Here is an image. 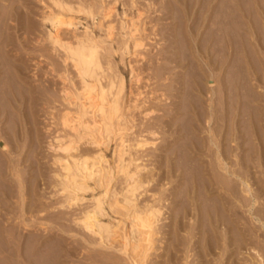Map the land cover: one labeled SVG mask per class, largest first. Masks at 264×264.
Listing matches in <instances>:
<instances>
[{
  "label": "rangeland",
  "instance_id": "rangeland-1",
  "mask_svg": "<svg viewBox=\"0 0 264 264\" xmlns=\"http://www.w3.org/2000/svg\"><path fill=\"white\" fill-rule=\"evenodd\" d=\"M46 1L47 2H45V0H14V1L13 0L12 1L11 0H0V12H1L0 22H2V18L6 19V20H3V25L5 24L4 28H3L2 23H0L1 24L0 31L2 30L1 27L3 29H5V27H6L5 30H2L0 32V39H1L0 40L1 41L0 42V55L1 56L3 55L2 54L3 51L7 52L8 49L9 50L11 49L10 51L7 52V54L10 55V57H12L9 59V61L11 63H14L12 61L13 59L16 61L18 59L19 60L21 59L24 62L23 63L24 68L22 69V73L24 74V76H27L28 78L27 77L26 78L30 82L33 81L32 82L33 85L37 86V85L42 84V86H44V85L48 86L51 89V92L53 93L52 95L55 98L57 97L56 99L54 98L55 99L54 105L52 104L53 107H55V105L57 104L55 107L56 111H54L53 115L47 114L51 110L48 108V106L44 103L43 100H40L43 102H38L37 108L43 107L42 110L47 109L48 111L46 110L47 112H45L43 110L41 112L40 111L41 109L38 108L40 112L39 113L37 112V114H39L38 116H37V114H35L36 118L35 117L32 118L29 115H26L25 117L21 118V120H19V122L22 121L23 123L18 124V120L16 121L18 126L16 125L15 127H14V125L12 126L11 122H8L11 120L0 119V128H1L0 133L2 134V136L0 135V146H2L5 142V139H8V138L9 139L6 141L11 143L10 141H12V138L10 137V135L15 134V138H17V143H19V144H17L15 142L17 147H18V149L16 148L17 152L15 151V153L18 155H16L11 149V152H13L12 157H15L16 160H18L17 158H19L20 160L23 159L24 161L23 160H21V161L25 162V163H22L21 161L20 162L18 161L19 162L18 163V169L21 170V172L19 170V172L21 174L20 175L21 176L20 177V179H21L20 183L25 182V183H21L22 184L21 187H23V188H21V191H20V188L18 187V185L16 184V182H12L14 193L12 196L7 197V196H5V193H7V189L5 188L4 185H1L2 183H0V188L2 187L0 189V264H8V263L9 264L10 263L11 264H20V263L24 264V260L26 262L27 260L30 259L29 257L33 256V257H39L41 259V257H40L41 255H43L42 260H40L38 258H36V259L40 260L42 264H47V263L56 264L57 261H55L56 259H54V258L59 256V255H56L58 253H60V256L62 255L61 260H63V263H60V264H113V263L114 264H116V263L128 264L127 261L123 259V257L125 258V256H121L122 253L118 252L117 248H116L117 246H118V249L121 247V244L123 242L122 241L123 238L121 237V234L123 235L122 231H123V229H125L127 227V224H128V223H126V222H128V220H126V222L124 220L125 215L123 213V210H121L120 208H116V207H115L116 210L115 209H109L110 206L107 205V202L105 203L106 205H104V209L106 212L105 214L107 216L105 215L102 218V221L105 223H113L115 225H116V222L120 221L121 225H122V226L120 225V228L118 227V229L115 228L116 230H114V232L112 229L113 235H112L111 239L109 240V242L113 243L112 245H114V246L116 245V247H115L116 250H114V248H112V249L106 248L105 249V247H101L99 245L96 246V244H95L96 239L93 236H91L90 234H88L87 232H85L80 226H78L79 223H78V220H76V217H80L79 214H81L80 211H82L80 209H83L84 206L87 207L91 204L90 199L92 198V195H90V193L85 195V200L86 199L87 200L83 201L82 203H79L78 207H77V205H74L73 206L74 208L71 207V208H65L64 209L63 207L61 208V206H60L61 203L63 202V197L61 195L59 196L58 192L56 191L57 189L54 186L55 183H54V181H53L54 179L52 177V170L54 168H53L52 162H51L54 154L52 153L53 151H51L49 149V144L52 141L53 135H55L54 132H56V130L58 131L61 129L60 128L61 127L60 126L61 125V119H60L61 111H60V109H62L63 107L61 106V104L59 102L60 101V97H59L60 95H58V94H60V90L62 88L61 86L63 85V83H62V80H60V78L58 76V74H59L58 72L60 71L59 69H63L64 66H63L62 60L60 58L61 53H59V52L57 53L56 50L54 51L53 46L50 43H48L49 41L47 40V34H48V31L51 29V26H49L48 23L42 22V14L44 12L48 11L47 7L50 5L49 0H46ZM71 1L74 2L75 0H71ZM81 1H82V3H85V5L91 6L93 11L95 13L97 12L96 16L93 20L92 18L87 17L85 15H80L77 18H78L79 22L81 21L80 22L81 24L78 25L76 29L75 28H73V29L64 28L62 31V34H64L63 38L66 40H69V41H73L74 40L73 36L78 35V34L79 35L82 34L85 30L84 28L88 27V30L89 31L91 30L92 34L96 37L97 41L99 42V46H100L99 50L101 49V51H99V54H100V59L102 60L101 62L103 63L102 65L104 67L103 68L104 69L103 83L106 84L105 81L109 82V80L110 81L113 80L115 82L116 80L119 79V77H124L123 78L124 83H125L124 93L126 94V95L123 94L124 98H126V99H124V101L126 102L127 105L130 106V108L132 106V108H131L132 110L130 109V111L128 112V115L131 112L129 118L133 122V125H134V128L131 131L127 132V136H126L128 139L127 143L130 147L129 152L130 153L134 152L132 154H134L135 156L137 155L136 157L140 158V159H138L137 164L140 165L141 168L145 166V169L142 171L140 178L142 179V181H143V179H145L144 181H147V182L143 181V183H146V184H144L145 186H143L144 188L142 187L140 190H138L137 195L139 197H138L137 201L139 202V206H143L145 204L152 205L156 208L161 209V212H162L160 219H159V222L157 224L160 234H158V236L155 237L156 238L155 246L157 248V251H153L154 253L149 257L151 260L148 259V262H152V260H153V262L157 261L156 263H158V262L160 263V261L164 260L163 262H161V264L168 263V260H170V257H171V255H170L171 252L169 249L173 248V247L172 248H170V247L173 246V241H174V243H175L174 247H176L177 250H179V251H177L179 254L177 253V256H176V252H175V254H173L174 256L172 258L174 259L175 256H176V258L180 256L181 258H179V259H181V261H183V263H181V261H180L179 264H184L185 259L183 260V258H184L183 255H185V253L183 254V252H185V250H186V246H185L186 242L185 241H189V239H190L189 235H187V232L192 228L193 229L196 228V225L192 224V222H194V221H192V219L193 218L195 219V217L191 216L190 217L191 219H187V218L182 219L183 216H181V213H180V210H181L180 206L182 205L181 198H180V196H182V195H180V193H182L181 191H183V189L181 187V183H180L181 180L179 178L180 177L179 176L180 175V165H178L179 163L181 164V158H180L181 156H180V152H179L180 150L177 148L180 147L179 143L181 144V141H183L180 138V136L182 134L181 128L183 125V123H181V121L186 120V122H188L187 123L188 127L193 126V123L195 124L197 122L196 117H194V115H195L194 111L199 110V109H197V103L199 104V101H201L205 106V104H208L210 102L209 100H210L211 94H210V91H208V90H210L211 88L213 89V91H211L213 94L212 99L215 100L214 105H215V103L216 104L218 103V105H220L221 107L223 105V107H224V103H223L224 100L223 99L225 97H223V93L220 89L221 84L222 83H225V84L229 83L228 85H230V83L236 82L238 80V78L241 77V75H240L241 73H239L240 71L238 72V70H240V68L242 67V65L244 63V61L241 59H244L245 57H246V59L248 58L247 59L248 63L250 60V62L252 63L251 66L257 70H258V68H260V66L264 67V64H263V62H264V60H263L264 59V57H263L264 56V48H263L264 47V34H262V33H264V31H263L264 30V17H263L264 16V6H262V4H258L259 1L261 3L262 0H258V1L253 0V2H251L252 0H250L249 3L248 2L245 3V0H236V1L235 0H225V1L224 0H212V2L213 1L214 2L213 3L210 2V3L216 8H214L211 5L212 12H209V14L210 13L211 14L208 16V18H210V20L206 16V15H208V13L206 12L207 8L205 9V7H207L205 5V3H207L208 0H203V1L202 0H116V1L115 0H104L105 3H109V4L111 3V5L113 4L112 6L114 7L113 16L111 18H109V20H111L115 26L113 40H112L113 42L105 39L104 25L103 24H105V21H108V20L104 21L101 17V13L100 12L98 13L99 8L101 6V0H81ZM114 1H115V3H114ZM197 1H199V2H197ZM222 1H223L224 5H221ZM247 1H249V0H247ZM254 1H256L255 7H254ZM198 3H200V4H198ZM228 3L230 5H228ZM252 3H253V6H252ZM262 3L264 5V0ZM92 4L94 6H92ZM97 5H98V7H97ZM201 5H202V7H201ZM204 5H205V7H204ZM234 5H235V8L237 6V8H236L237 10L234 7L232 8V6H234ZM2 6H4L3 10L5 9L6 11H8V12H6L4 10L6 15L4 14V12L1 9ZM95 6H96V8H95ZM220 6H223V7L221 8ZM256 6H258V8ZM7 8H9V9H7ZM18 8H20V9H18ZM218 8L220 10H218ZM224 8H226V10ZM229 8H230V10H229ZM250 8H252V9L254 8L253 9L255 12L254 14H252L253 12L251 13L252 9H250ZM215 9H216V11H215ZM248 10H249V12H248ZM256 10H258V11L260 10V11L256 12ZM261 10H263V11H261ZM10 11H12V12H10ZM219 11H221V12L225 11V12H223L222 14L220 12L219 14L221 16H219V14H218ZM233 11H234V13H233ZM140 12L142 14L139 16L140 19H138V21H137V26H138L137 29H139V30L136 31V32H138V33H136V35L137 34L140 35V36L137 35V38L139 37L138 38L139 40L142 37L141 43H143L142 44L143 48L142 47L138 48L137 52H135L133 55H132V53H130L131 56H130V54H121V52H120L121 50H118V48H119L118 46L122 43V40H123L122 36L123 35L125 36V32H124V30L122 31L120 29V22H121V20H126V19L128 20L131 17L138 18V15H136V14L137 13L140 14ZM213 12L216 13L215 15H218V16H215ZM226 12L229 13V16ZM261 12L263 15L261 14ZM224 13H226L227 15ZM257 13H259V15ZM223 14L225 17L223 16ZM245 14H247L246 18L244 16ZM236 15H238V16H236ZM256 15L259 16V18ZM260 15H262V16H260ZM6 16H8V17H6ZM222 16H223V18H221ZM226 16H228V17L226 18ZM25 17H28V18H25ZM217 17L221 18L222 23H218V21L220 22V20L217 21ZM225 18L227 21L225 20ZM97 19H99V20H97ZM199 19H200V22H199ZM213 19L216 23L213 21ZM245 22H247V23H245ZM100 23H102L101 26H100ZM199 23L201 26L199 25ZM214 23L216 25H214ZM241 23H245V25L241 24ZM233 24H235V25H233ZM254 24L256 25V27ZM217 25L221 29L219 27L217 28ZM249 25H250L251 29H250ZM213 26H215V27H213ZM195 27L197 28V30ZM214 28H216V29H214ZM243 28H245V29H243ZM209 30H210V32H209ZM248 30H250V33H248L249 32ZM3 31L5 32V34ZM246 31H248V32H246ZM1 33H3V34H1ZM1 35H2V37H1ZM12 35H14V36H12ZM243 36L245 37V39ZM3 37L5 38V40ZM205 38H207V39L210 38V39L207 40ZM249 38H251V39H249ZM10 39H13V40H10ZM236 39H237V41H236ZM2 40H4V41H2ZM6 40H8V43L9 42L10 43L8 44L6 42ZM244 40H246V41H244ZM233 41H235V43ZM3 42H5V43H3ZM205 42H207V43H205ZM11 43L13 45H11ZM4 44L6 45V47L8 49L5 48ZM244 44H246V46ZM259 44H260V46H259ZM245 48H247V49H245ZM131 49L133 50V46H131ZM256 49H257L259 54L257 53ZM111 50H113V51H111ZM251 50H253L254 52L253 51L251 52ZM138 51H139V53H138ZM230 51L232 52V54ZM16 52H17V54H16ZM250 52L254 56L256 55V56L260 57V59L255 58L256 56L254 57V59H252L253 57L251 54H249ZM136 53H138V54L135 55ZM139 54H141V55H139ZM14 55L16 56V58ZM126 55H128V56H126ZM122 56H124V57H122ZM221 57L223 58V60L221 59ZM3 58H4V56H2V59ZM224 60L226 61V63ZM258 60L263 61V62L259 63ZM3 61L8 62V60L6 58H4ZM229 61H230L231 65L229 64ZM213 62L215 63V65L213 64ZM220 62L224 66L221 65ZM52 63H54V65ZM130 64L133 65L135 68L134 67L131 68ZM255 64L257 66H255ZM211 65H213V66H211ZM220 65H221V67H220L221 69H219ZM5 66L7 68L9 65L7 64ZM56 66H58V67H56ZM230 66H232L233 68ZM56 68H58V69H56ZM8 69L11 70V67L9 66V68H7L6 70H8ZM130 69L132 70V72H133V70H135V72H133V74L137 72L135 77L138 76V78L134 79V76H132L133 74H131L132 72ZM227 69L229 72L226 71ZM53 70H54V73H53ZM66 70H67L66 77L69 76L70 78L68 77V79L70 81L77 83V78L75 77V73L72 70V68L69 66V67H67ZM204 70L205 71L207 70V71L205 72ZM231 70L234 71V73L236 71V74H233V77L231 74V72H232ZM68 71H70V73ZM220 71H222V72H220ZM227 72H228V74H227ZM118 73H120L122 76H118L117 75ZM229 73H230V75H229ZM224 74L229 76V77H227V76L224 77L225 76ZM116 75L118 77H115ZM30 77H32V78H30ZM230 77H231V80H230ZM234 77L236 78V81L233 80V79H235ZM209 78H210V80H208ZM211 78H213V79L215 78V79L213 80ZM255 78L256 77L252 78L251 82L256 81ZM30 79H32V80H30ZM37 80L40 82V84ZM45 80H46V82H45ZM225 81H227V82H225ZM115 83H117V82H115ZM199 83H201V84H199ZM254 83H256V82H254ZM47 84H49V85H47ZM209 85H211V86H209ZM71 87H72V85H71ZM217 89H218V91H217ZM215 90H216V92H214ZM54 92L56 93L55 95H54ZM206 92H209V93L206 94ZM227 95H226V97H227ZM221 96H222V98H221ZM201 97H202V100H201ZM203 98L207 102H204ZM220 98L223 101H221L219 103V100H221ZM227 98H226V100L228 102L230 97H227ZM56 100H57V102H56ZM184 101H185V103H184ZM194 101H196L195 106L193 105L195 103ZM186 102H187V105H186ZM229 102H228V104H230ZM135 104L137 106L136 108L134 107ZM182 105H184V106H182ZM220 106H219V108H220ZM181 108L182 109L184 108L183 111H181L182 110ZM186 110L189 111L188 112L189 114H187V115H185V117H183L184 114L187 113ZM190 110H192V111H190ZM47 115H48V117H47ZM188 115H190V116H188ZM241 115L243 116V113ZM242 116L240 117V120H243ZM181 119H183V120H181ZM188 119H190V120H188ZM189 122H191V123H189ZM202 122H204V123H202ZM202 122L200 125L201 126L200 129L202 131L201 135L204 136L205 135L204 130H205V127L207 124H206L205 120H203ZM54 123H56V124H54ZM21 124L24 125L23 128H22ZM57 124H58V126H55ZM52 125H53V127H52ZM178 125H180V126H178ZM202 126H204L203 129H202ZM11 127H13V128H11ZM54 127H56V128L54 129ZM57 127H59L60 129ZM2 128H3V130H2ZM10 128H11V130H10ZM52 128L55 130V131L53 130L54 131L53 133H51ZM241 129H242V127H241ZM49 130H51V131H49ZM149 130H151V131H149ZM152 131H153V135H152V133H150ZM179 132H181V133H179ZM50 133H51V135H48ZM30 134H32V135H30ZM29 135L32 139L30 137L25 138V136H29ZM35 135H36V137H35ZM27 138H28V140H27ZM37 139H39V140H37ZM138 139H140V140L145 139V141L147 142L146 146L145 147L143 146L142 150L140 148H137V150L135 149L136 148L135 143L140 141ZM179 139H181V140H179ZM113 141H114V143L112 142V144H110V146H109V149L107 151H105L106 152L105 153L106 159L109 161L111 160V162L112 161L114 162V160H115L113 153H114L115 145L117 142L116 139H114ZM25 142H26V144H25ZM153 143H154V145H153ZM30 144H31V147H30ZM9 145H10L9 147H11V144H9ZM36 145H38V146H36ZM231 145L235 147L234 143H231ZM84 147H86L87 149H92L91 146L89 147L88 144L84 145ZM245 147L243 148V150L245 149ZM247 148L248 147H246V149ZM134 149H135V151H134ZM30 150L34 154H31V152L29 153ZM34 150L36 151V153ZM203 150H204V148H203ZM27 151H28V153H27ZM26 153H27V155H26ZM203 153H205V154L207 153L206 149H205V152L203 151ZM233 153H235V152H233ZM36 154H37V156H36ZM205 154H203V155H205ZM255 154L252 155L253 156V158H252L253 162H251L250 166L247 167V169H246L247 171L243 170L244 171L243 175L245 174V176H244L245 179L247 177L246 180L248 182H250V185L255 190V191L254 190L253 191L257 192L258 182L260 181L264 185V183H263L264 182V165H261L264 163L263 162L261 163L260 160L258 159L259 154L258 153L256 155ZM23 155H26V156L23 157ZM206 155L202 158V160L205 163L204 165L205 166L208 165V168L210 170H212L211 165L209 166V160H208L209 158H207ZM20 156H22V157H20ZM27 156H30V157H27ZM35 157L37 159H35ZM28 158H30V160ZM32 158H33V161H32ZM126 158H128V156H126ZM204 158H206V159H204ZM232 159H233V161L235 160L234 157ZM27 160H29V161L27 162ZM35 160L38 161L37 164L34 163V162H36ZM193 161L194 160H192V157H190L189 162H188L189 164L187 163L188 166H190L188 169H190L191 171H193V169H191V167L195 168V164H193L195 162H193ZM190 162H193V163H190ZM207 162H208V164H207ZM112 163H111V165H112ZM233 164L235 165V162H233ZM233 164H232L233 168H235V169L238 168L240 171L242 170L239 165L234 166ZM175 165H176V167H175ZM173 168H175V169H173ZM177 169H179L178 172H177ZM256 169L257 170L259 169V170L257 171ZM189 171L187 170V172H185V174L186 175L191 174V172H189ZM253 174L256 176L254 177ZM9 176L11 177V175H9ZM116 177L117 178L114 181V189H115L116 193H120L121 189L125 186L124 183H122L123 182V175L119 173L118 176H116ZM248 177H249V179H248ZM9 179H11V178H9ZM148 181H149V183H148ZM122 184H123V186H122ZM178 185L180 186V188ZM179 190H181V191H179ZM214 191L216 194L224 192L222 189H221L222 192H220V188H218L217 186H215ZM26 192H27V194H26ZM98 193H99V191H95L94 195L97 196ZM56 194H58V195H56ZM178 195H179V198L177 199L176 197H178ZM262 195H260L261 197L259 196L260 199L264 197V194H262ZM6 197L9 199H7ZM118 197H119V199H121V196H118ZM61 199H62V201H61ZM260 199H259V202L261 204H259V206L260 207L262 206V208H263L264 207V203H263L264 198L262 200H260ZM84 202H86V203H84ZM109 202H111V198L108 199V204H109ZM178 203H179V205H178ZM80 204H81V206H80ZM178 206H179V208H178ZM20 208H22V209H20ZM181 208H182V206H181ZM25 209H27V210H25ZM175 210L177 211L178 214L180 213V215H178ZM119 212H120V214H119ZM172 213H173V215H172ZM241 214L245 217L247 216V212L241 211ZM173 216H174V218H173ZM178 216L181 217V221H183V222L186 221L184 223H187L189 221L187 223L188 226L185 224V227L183 228V230H176L177 224L175 226V223L180 221ZM188 218H189V216H188ZM172 223L174 224V226L172 225ZM189 224H192V225H189ZM191 226H192V228H191ZM173 228H175V229H173ZM185 228L188 231H186ZM184 230L186 233L183 232ZM173 231L175 234L172 233ZM194 231L198 232L197 229H194ZM194 231H192V232H194ZM261 231L259 230V232H258V234L260 235L259 239L264 240V234H263L264 229H261ZM169 232H170V235H168ZM179 233H180V235H179ZM181 233H182V236H181ZM195 233L196 232H194V234ZM185 234H186V236H185ZM176 235L179 237H177ZM173 236H176V237H173ZM184 236H185V238H184ZM198 236L199 235L197 234L195 236V238L197 239ZM169 237H170V240H168ZM171 238H174V239H171ZM186 238H187V240H186ZM55 239H56V241H55ZM171 240H172V242H171ZM36 241H38L37 245H36ZM193 241H191L192 244H193ZM58 242H59V244H58ZM168 242H170V243H168ZM200 242L201 241H199V243H196L195 246H193L192 244L190 246L191 252L189 254H190V258L192 261L189 258L188 262L191 261V262H189L191 264L192 263L193 264H203L204 263L203 261L206 260L205 255L203 256V254H205V253H204V251H202V249L204 248L205 242L203 243V240H202V244ZM34 243L36 246L33 245ZM50 243H52V244H50ZM183 243L185 246L184 249L182 248V247H184V246H182ZM43 244H45V245H43ZM166 244H168V245H166ZM27 245H29V246H27ZM165 245L168 246L169 248H165L166 247ZM179 245L182 246L181 249H183V251L180 249ZM60 246H62V247H60ZM50 247L52 248V251L48 250V249H51ZM45 248L47 249V251L44 250ZM9 249H11V250H9ZM167 249H168V251H167ZM193 249H194V251H192ZM230 249H231V252H234L235 246L233 245ZM59 250L62 252H59ZM241 250L237 251V253L240 257L243 256L242 253H245L246 249H244V250L241 249ZM8 251H9V253H7ZM35 251H36V253H34L35 256L33 255V253H30V252H35ZM44 251L46 253L47 258L44 256V254H45ZM54 251L55 252L57 251V253H54ZM39 252H41V253H39ZM49 252H52V253H49ZM195 252H196V255H195ZM247 252L244 255L245 257L250 256L249 254H247ZM172 253H173V251H172ZM216 253L218 254L219 251L216 250ZM220 253H219V255H221V256H219V258L217 256V259L221 258L223 260L222 262L225 263L226 262V260H225L226 255L222 256V253L221 254ZM25 254H26V256H25ZM36 254H37V256H36ZM38 254H41V255L39 256ZM47 254L48 255L50 254L51 258ZM117 254H119V255H117ZM155 254H156V256H155ZM181 254H183V255H181ZM166 255H169V258H167ZM114 256L116 258H114ZM119 256L122 260H118V259H120ZM200 256L203 257L202 261H201L202 257H200ZM236 257L237 256L234 255V257L232 259H235ZM52 258L54 259V262H53ZM107 258H108V260H106ZM16 259H17V262H16ZM33 259L35 260V258H32L31 261H27L28 264H30V263L39 264L40 263V261L36 260L37 261L36 262ZM46 259H48L49 261H47ZM125 259H127V258H125ZM208 259H210V257H207V260ZM166 260H167V262H166ZM235 260H237V258ZM42 261H45V263Z\"/></svg>",
  "mask_w": 264,
  "mask_h": 264
},
{
  "label": "bare ground",
  "instance_id": "bare-ground-1",
  "mask_svg": "<svg viewBox=\"0 0 264 264\" xmlns=\"http://www.w3.org/2000/svg\"><path fill=\"white\" fill-rule=\"evenodd\" d=\"M115 1H114V3H115ZM45 2H47V1L45 0ZM197 2H199V1H197ZM208 2L205 3V5L207 7H205V5H204L205 9L207 8L206 9L207 10L206 12L208 13V15H206L207 18L211 14V13L209 14V12H212V9H211L212 4L211 3H213L214 1L212 2V0H208ZM246 2L249 3L250 0L249 1L245 0V3ZM251 2H253V0ZM255 2L256 1H254V7H255ZM262 2H263V0L261 1V3L259 1L258 4H262V6H264ZM229 3H228V5H230ZM49 4L50 5L47 7L48 11L46 10L47 12H44L42 14V22L48 23L49 26H51V29L48 31V34H47V40L49 41V42L48 41L47 42L53 46L54 51L56 50L57 53L58 52L61 53L60 58L62 60L63 66H64V68L62 67L64 70L59 69L60 71L58 72L59 73L58 76H59L60 80H62V83H63V85L61 86L62 88L60 90V94H58V95H60L59 96L60 97L59 102H60L61 106L63 107L62 109H60V111H61V115H60V119H61V125L60 126L61 127L60 128L61 129L59 127H57L60 130H58V131L56 130V132H54L55 131L54 129L56 127H54V129L52 128L51 133L54 132L55 135H53L52 141L49 144V149L51 151H53L52 153L54 154L52 161H51L52 166L54 168L52 170V177H53V179H54L53 181L55 183L54 186L57 189L56 191L58 192L59 196L61 195L63 197V202L61 203L60 206H61V208L63 207L64 209L65 208H71L74 205H77V207H78L79 203H82L83 201L87 200V199L85 200V195L90 193V195H92V198L90 199L91 204L87 207L84 206L83 209H80V210H82V211H80L81 214H79L80 217H76V220H78V223H79L78 226H80L85 232H87L88 234H90L91 236H93L96 239L95 240L96 246L99 245L101 247H105V249L106 248H110V249L114 248V250H116L115 249L116 245L115 246L112 245L113 243H110L109 240L111 239V237L113 235L112 229L114 232V230H116L115 228H117V229H118V227L120 228L121 222L120 221L116 222V225L113 223H105L102 221V218L106 215L105 214L106 212L104 209V205H106L105 204L106 202H107V205L110 206L109 209H115V207L120 208L121 210H123V213L125 215V216L123 215L125 217L124 220H125V222H126V220H128V222H126L128 224H127V227L126 228L124 227L125 229H123V231H122L123 235L121 234V237L123 238V240H122L123 242L121 244V247L119 246L120 247L119 249H118V246L116 247L117 251L122 253L121 256H125V258H127V259H125L123 257V259L126 260L128 264H158L159 262L156 263L157 261L153 262V260H152L153 263L148 262V259H150L149 257L154 253L153 251H157V248L155 246V241H156L155 237L158 236V234H160L157 224L159 222V219H160L162 212H161V209L156 208L152 205L145 204L143 206H139V202L137 201L138 197H139L137 195L138 190H140L143 186H145L144 184H146V183H143V181L145 179H143V181H142V179L140 178V175L142 174V171L145 169V166L141 168L140 165L137 164V161L140 158L136 157L137 155L135 156L134 154H132L134 152H132V153L129 152L130 147L127 143L128 139L126 136H127V132L131 131L134 128V125H133V122L129 118L131 112L128 115V112L130 111L132 106L130 108V106L127 105L126 102L124 101V99H126V98H124V95H123V94H125L124 93L125 83H124V79H123L124 77H119V79L115 81L117 83H115L113 80L112 81L109 80V82L104 80L106 82V84L103 83V79H104V69L103 68L104 67L102 65L103 63L101 62L102 60L100 59V54H99V51H101V49L99 50V48H100L99 42L97 41L96 37L92 34L91 30L90 31L88 30V27H85V28L83 27L85 30L82 34H80V35L78 34V35L73 36L74 37L73 41H69V40L64 39L63 38L64 34H62V31L64 28H66V29L67 28H71V29L75 28L76 29L77 26L81 24L80 23L81 21L79 22V20L77 18L80 15H85V16L90 17L94 20L97 12L95 13L91 6L85 5V3H82L81 0H75L74 2L71 0H49ZM198 4H200V3H198ZM112 5H111V3L110 4L105 3L104 0H101V6H100L99 11H98V13L99 12L101 13V17L104 21L108 20V21H105V24H103V25H104L105 39L110 40V41L113 40V35H114V30H115L114 24L112 23L111 20H109V18H111L113 16L114 7ZM221 5H224L223 1H222ZM235 5L232 6V8L233 7L235 8ZM92 6H94V5L92 4ZM252 6H253V3H252ZM3 7L4 6H2L1 9L4 12L5 9L3 10ZM97 7H98V5H97ZM201 7H202V5H201ZM220 7L222 8L223 6H220ZM256 7L258 8V6H256ZM95 8H96V6H95ZM214 8H216V7H214ZM236 8H237V6H236ZM7 9H9V8H7ZM18 9H20V8H18ZM224 9L226 10V8H224ZM250 9H252V8H250ZM253 9L251 11V13L253 12L252 14L255 13ZM218 10H220V9L218 8ZM229 10H230V8H229ZM215 11H216V9H215ZM257 11L258 10H256V12ZM261 11H263V10H261ZM6 12H8V11H6ZM10 12H12V11H10ZM220 12L221 11H219L218 14ZM223 12H225V11H223ZM223 12H221V14ZM248 12H249V10H248ZM226 13H224V14H226ZM233 13H234V11H233ZM0 14H1V12H0ZM4 14H5V12H4ZM141 14H142L141 12H140V14H138V13L136 14V15H138V18L131 17L127 20L124 17L126 20H121L120 29L122 31L124 30V32H125V36L124 35L122 36L123 37L122 43L121 44L119 43L120 45L118 44L119 48L117 47L118 50H121L120 51L121 54L132 53V55H133L135 52H137L138 48L142 47V44H143V43H141L142 37L139 40L138 39L139 37L137 38L138 34L136 35V33H138L136 31L139 30V29H137L138 28L137 21H138V19H140L139 16ZM215 14L216 13H214V15ZM224 14H223V16H224ZM227 14L229 16V13H227ZM257 14L259 15V13H257ZM261 14H262V12H261ZM246 15L247 14L244 15L245 18H246ZM262 15H260V16H262ZM215 16H218V15H215ZM219 16H221V15L219 14ZM223 16L221 18H223ZM228 16H226V18ZM236 16H238V15H236ZM6 17H8V16H6ZM257 17L259 18V16H257ZM25 18H28V17H25ZM219 18L217 17V21L220 20V22L218 21V23H222L221 18L220 19ZM226 18H225V20H226ZM208 19L210 20V18H208ZM3 20H6V19L2 18V22H0V23H2V25H3ZM97 20H99V19H97ZM213 21H214V19H213ZM199 22H200V19H199ZM247 22H245V23H247ZM215 23H214V25H216ZM245 23H241V24L245 25ZM4 25H3V28H4ZM101 25H102V23H100V26ZM199 25H200V23H199ZM218 25H217V28L219 27ZM233 25H235V24H233ZM0 26H1V24H0ZM213 27H215V26H213ZM249 27H250V25H249ZM255 27H256V25H255ZM3 28L1 27L2 30L6 29V27H5V29H3ZM245 28H243V29H245ZM214 29H216V28H214ZM250 29H251V27H250ZM196 30H197V28H196ZM248 31H246V32L250 33V30H248ZM209 32H210V30H209ZM1 34H3V33H1ZM4 34H5V32H4ZM262 34H264V33H262ZM12 36H14V35H12ZM138 36H140V35H138ZM1 37H2V35H1ZM205 39H207V38H205ZM209 39H207V40H209ZM244 39H245V37H244ZM249 39H251V38H249ZM4 40H5V38H4ZM4 40H2V41H4ZM8 40H6L7 43H8ZM10 40H13V39H10ZM236 41H237V39H236ZM244 41H246V40H244ZM233 42L235 43V41H233ZM3 43H5V42H3ZM205 43H207V42H205ZM11 45H13V44L11 43ZM244 45L246 46V44H244ZM131 46H133V50L131 49ZM259 46H260V44H259ZM5 48H7L6 45H5ZM245 49H247V48H245ZM10 50L8 49V51H10ZM253 50H251V52ZM111 51H113V50H111ZM256 51H257V49H256ZM7 52L3 51V53L2 52L1 53L3 54L2 56H4V58H6L8 60V62H6V61L4 62L3 61L4 58L2 59V56L0 55V119L11 120L8 122H11L12 126L13 125H14V127L16 125L18 126V124L23 123L22 121L19 122V120H21V118L25 117L26 115H29L30 117L33 118L36 116L35 114H37V112L38 113L40 111L42 112L44 110V109L42 110L43 107H41V108L38 107L39 109H41L39 111L37 106H38V102H43V101L48 106V108L51 110L47 114L53 115L54 111H56L55 107L57 104L55 105V107H53L52 104L54 105L55 99L57 97L55 98L52 95L53 93L51 92V89L48 86H46V85L42 86V84H40V82L38 81L39 79L37 81L39 82L40 85H37V86L33 85V83H32L33 81L30 82L27 79L28 77L24 76V74L22 73V69L24 68V65H23L24 62L21 59L19 60L17 58L18 59L17 61L14 59L13 60L11 59L14 62V63H11L9 61V59L12 57H10V55H8ZM251 52L249 54H251ZM138 53H139V51H138ZM138 53H136L135 55H137ZM257 53H258V51H257ZM16 54H17V52H16ZM231 54H232V52H231ZM139 55H141V54H139ZM251 55L253 57L252 59H254V57L256 56V55L254 56L253 54H251ZM126 56H128V55H126ZM130 56H131V54H130ZM122 57H124V56H122ZM15 58H16V56H15ZM255 58L260 59V57H258V56H256ZM221 59L223 60L222 57H221ZM247 59H246V57L244 59H241L244 61L242 67L240 66L241 68L239 67L240 70H238V72L240 71L239 73H241L240 74L241 77H239V78L237 77L238 78L237 81H236L235 77H234L235 79L232 78L236 82L233 81L234 83H230V85H228L229 83H226L228 86L225 83L221 84L220 89L223 93V97H225V98L223 99L224 100L223 101L221 99L222 98V96H221V98H220L221 100H219V103L221 101H223L224 107H223V105L221 107L220 105H218V103L217 104L215 103V105H214L215 100L212 99L213 94L211 91H213V89L211 88L210 90H208V91H210V94H211L210 100H209L210 102L208 104H205V106L201 101H199V104L197 103V109H199V110L194 111V114H195L194 117H196L197 122L195 124L192 122L193 126L188 127V125H187L188 122H186V120L184 121L183 119H181V120H183V121H181V123H183V125L181 124L182 125V128H181L182 134H181L180 138L183 141H181V144L178 142L180 147L178 146L179 148H177L180 150V151L179 150L178 151L180 152V156H181L180 157L181 158V164L178 162L179 163L178 165H180V175H179L180 177L179 178L181 180L180 183H181V187L183 189V191L179 190L182 192V193H180V195H182V196H180L181 203H182V205H181L182 208L180 206V209H181L180 213H181V216H183L182 219L183 218L184 219L185 218L191 219L190 218L191 216L195 217V219L194 218L192 219V221H194V222H192V224L196 225V228H194V229L198 230V232L194 231L192 226H191V228L193 230L189 228L190 230L188 231L185 228L186 231H188L187 235H189L190 239H189V241H185L186 242L185 243L186 250H185V252H183V254L185 253V255L181 254L184 257V258L182 257L183 260L185 259L184 264H188L189 262L192 261L189 253L191 252L190 246L192 244L191 241H193V240H194L193 244H192L193 246H195L196 243H199V241H201L200 242L201 244H202V240H203V243L205 242L204 248L202 249V251H204V253H205V254H203V256L205 255L206 260L203 261L204 263L202 262L203 264H264V253H263L264 252V240L259 239L260 235L258 234L259 230L261 231V229H264V207L262 208V206L261 207L259 206V204H261L259 202V199H260L259 196L264 194V185L259 181L258 186H257V192H254L255 190L250 185V182H248L246 180L247 177L245 179L244 178L245 174L243 175V173H244L243 170H246L247 167L250 166V163L253 162V160H252L253 156L252 155H254L255 153L259 154L258 159L260 160L261 163L262 162L264 163V67L260 66V68H258V70H257L251 66L252 63L250 62V60L248 63ZM258 61H259V63L263 62L260 60H258ZM225 63H226V61H225ZM7 64L11 67V70L10 69L6 70L7 68H9V66L6 68L5 65H7ZM52 64L54 65V63H52ZM213 64L215 65L214 62H213ZM220 64H221V62H220ZM229 64H230V61H229ZM263 64H264V62H263ZM221 65H223V64H221ZM221 65L219 66V69H221L220 68ZM69 66L72 68V70L75 73V77L77 78V83L70 81L68 79L69 76L66 77V73H67L66 69ZM211 66H213V65H211ZM255 66H257V65L255 64ZM56 67H58V66H56ZM130 67L132 68L134 66L131 65ZM230 67H232V66H230ZM56 69H58V68H56ZM226 71H228V69ZM68 72L70 73V71H68ZM131 72H132V70H131ZM133 72H135V70H133ZM133 72L131 74H133ZM220 72H222V71H220ZM228 72H227V74H228ZM53 73H54V70H53ZM136 73H134L132 75V76H134V79L138 78V76L135 77ZM231 74L233 77V74H236V71H235V73H234V71H232ZM117 75L122 76L120 73H118ZM117 75L115 77H118ZM229 75H230V73H229ZM226 76L227 75H225L224 77H226ZM227 77H229V76H227ZM254 77H256L255 78L256 81L251 82L252 78H254ZM30 78H32V77H30ZM211 79H213V78H211ZM30 80H32V79H30ZM208 80H210V78ZM230 80H231V77H230ZM45 82H46V80H45ZM225 82H227V81H225ZM254 82H256V83H254ZM199 84H201V83H199ZM47 85H49V84H47ZM71 85H72V87H71ZM209 86H211V85H209ZM217 91H218V89H217ZM214 92H216V90ZM207 93H209V92H206V94ZM55 94L56 93L54 92V95ZM226 95H227V97H230V99H229L230 102L228 101L230 104H228V102L226 100V98H227ZM40 100H43V101H40ZM201 100H202V97H201ZM203 100H204V98H203ZM196 101H194L195 102L193 104L194 106L196 105ZM56 102H57V100H56ZM204 102H207V101L204 100ZM184 103H185V101H184ZM186 105H187V102H186ZM182 106H184V105H182ZM219 106H220V108H219ZM134 107L135 108L137 107L136 104L134 105ZM183 109L181 111H183ZM46 110H44V111L47 112L48 110L47 111ZM190 111H192V110H190ZM188 112L189 111H187V113H185L184 116L183 115L182 116L185 117V115L189 114ZM241 112L243 113V116L241 115L242 114ZM38 115L39 114H37V116ZM48 115H47V117H48ZM188 116H190V115H188ZM241 116H242L243 120H240ZM17 120H18V124L16 122ZM188 120H190V119H188ZM203 120H205V122L207 124V125L205 124L206 127L204 130V133H205L204 136L201 135L202 131L200 129L201 128L200 125H201V122ZM189 123H191V122H189ZM202 123H204V122H202ZM54 124H56V123H54ZM23 126L24 125H22V128H23ZM55 126H58V124ZM178 126H180V125H178ZM204 126H202V129ZM52 127H53V125H52ZM241 127H242V129H241ZM11 128H13V127H11ZM11 128H10V130H11ZM2 130H3V128H2ZM49 131H51V130H49ZM149 131H151V130H149ZM181 132H179V133H181ZM51 133L48 135H51ZM150 133H152V135H153V131ZM32 134H30V135H32ZM0 135L2 136L1 133H0ZM30 135L25 136V138L30 137ZM10 137L12 138V141H10L11 143L6 141L9 139L8 138V139H5L4 144L2 146H0V183H2L1 185H4L5 188L7 189V193H5V196H7V197L12 196L14 193L12 182H16V184L20 188V191H21V188H23V187H21V185H22L21 183H25V182L20 183V181H21V179H20L21 170L18 169V163L23 159L20 160L19 158H17L18 160H16L15 157H12L13 152L15 153L16 148L18 149V147L16 145L17 138H15V134L10 135ZM35 137H36V135H35ZM114 139H116L117 142L115 141L116 145H115V149H114V153H113L115 160H114V162L112 161L113 162L112 163L111 160L109 161L106 159V154H105L106 152L105 151H107L109 149V146H110V144H112V142L114 143V141H113ZM181 139H179V140H181ZM27 140H28V138H27ZM37 140H39V139H37ZM138 140H140V139H138ZM26 142H25V144H26ZM231 143H234L235 147L232 146ZM9 144H11V147H9L10 146ZM17 144H19V143H17ZM86 144H88L89 147L91 146L92 149H87L86 147H84V145H86ZM146 144H147V142L145 141V139H141L140 141L135 143V145H136L135 149L137 150V148H140L142 150L143 146L145 147ZM153 145H154V143H153ZM36 146H38V145H36ZM245 146L248 148L246 149ZM30 147H31V144H30ZM244 147H245V149L243 150ZM203 148H204V150H203ZM11 149L13 152H11ZM135 149H134V151H135ZM205 149L207 151V153H206L207 155L205 153H203V151L205 152ZM31 150L29 151V153L31 152ZM233 152H235V153H233ZM27 153H28V151H27ZM27 153H26V155H27ZM35 153H36V151H35ZM31 154H34V153L31 152ZM203 154H205L206 157L209 158L208 159L209 160V166L211 165L212 170H210L208 168V165H206V166L204 165L205 163L203 162L202 158L205 155H203ZM16 155H18V154H16ZM26 155H23V157ZM36 156H37V154H36ZM126 156H128V158H126ZM20 157H22V156H20ZM27 157H30V156H27ZM190 157H192V160H194L193 162H195V163L190 162V163L195 164V168L191 167V169H193V171L188 169L190 167V166H188V164H189L188 162H189ZM233 157L235 158L234 161L232 159ZM28 159L30 160V158H28ZM35 159H37V158L35 157ZM204 159H206V158H204ZM29 160H27V162ZM23 161H21V162L25 163ZM32 161H33V158H32ZM37 162L38 161H36L34 163L37 164ZM233 162H235V165H239L242 170L240 171L238 168L237 169L233 168L232 167ZM111 163H112V165H111ZM207 164H208V162H207ZM261 165H264V164H261ZM175 167H176V165H175ZM173 169H175V168H173ZM19 170H20V172H19ZM187 170L188 171L190 170L189 172H191V174L188 173L189 175H186L185 172H187ZM178 171H179V169H177V172ZM119 173L123 175V182L122 183H124L125 186L123 188L121 187L122 189H121L120 193H116L115 189H114V181L117 178L116 176H118ZM9 175H11V177ZM255 176L256 175H254V177ZM8 177L11 179H9ZM248 179H249V177H248ZM144 182H147V181H144ZM148 183H149V181H148ZM122 186H123V184H122ZM215 186L220 188V192H222L221 189L224 192L216 194L214 191ZM179 188H180V186H179ZM95 191H99L98 195L96 194L97 196L94 195ZM26 194H27V192H26ZM58 194H56V195H58ZM118 196H121V199H119ZM110 198H111V202H109V204H108V199H110ZM176 198L178 199L179 195ZM263 198H261L260 200H262ZM7 199H9V198H7ZM61 201H62V199H61ZM84 203H86V202H84ZM263 203H264V201H263ZM178 205H179V203H178ZM80 206H81V204H80ZM178 208H179V206H178ZM20 209H22V208H20ZM25 210H27V209H25ZM241 211L247 212V216L246 217L243 216L241 214ZM176 213H177V211H176ZM180 213L179 214L177 213V214L180 215ZM119 214H120V212H119ZM172 215H173V213H172ZM188 216H189V218H188ZM173 218H174V216H173ZM178 218L180 221L175 223V226L177 224L176 230H183V228L185 227V224L188 226L187 223L189 221L187 223H184L186 221H184V222L181 221V217H179V216H178ZM173 223H172V225L174 226ZM192 224H189V225H192ZM173 229H175V228H173ZM192 231H194L196 233L194 234V232H192ZM183 232H185V230ZM172 233H174V231ZM197 234L199 236L196 239L195 236ZM168 235H170V232ZM179 235H180V233H179ZM176 236H173V237H176ZM181 236H182V233H181ZM185 236H186V234H185ZM185 236H184V238H185ZM177 237H179V236H177ZM171 239H174V238H171ZM168 240H170V237ZM186 240H187V238H186ZM55 241H56V239H55ZM171 242H172V240H171ZM168 243H170V242H168ZM37 244H38V241H36V245ZM50 244H52V243H50ZM58 244H59V242H58ZM33 245H35V243ZM43 245H45V244H43ZM166 245H168V244H166ZM174 245H175V243L173 241V246L170 245L171 246L170 248H172V247L173 248L169 249L171 252L170 260H168L169 264H179V262L181 261V259H179V258H181L180 256L176 258L177 253H178L177 251H179V250H177V248L174 247ZM233 245L235 246V250H234V252H231L230 248ZM27 246H29V245H27ZM179 246L181 249V247L184 246V243L182 246L181 245H179ZM185 246L182 248L184 249ZM60 247H62V246H60ZM165 248H169V247L166 246ZM183 249H181V250L183 251ZM241 249H243V250L246 249L245 253L248 251L247 254H249L250 256L245 257L244 256L245 253H242L243 256L240 257L238 255L237 251H240ZM9 250H11V249H9ZM44 250L47 251L46 248ZM48 250L52 251V248L48 249ZM216 250H218L219 253L221 252L222 256L226 255V259H225L226 262L225 263L222 262L223 260L221 258L217 259V256L219 258V256H221V255H219V253L217 254ZM167 251H168V249H167ZM172 251H173V253H172ZM192 251H194V249ZM59 252H62V251L59 250ZM175 252H176V256L173 259L172 257L174 256L173 254H175ZM7 253H9V251ZM30 253H33V255H34V253H36V251L30 252ZM39 253H41V252H39ZM44 253H45V251H44ZM49 253H52V252H49ZM54 253H57V251L56 252L54 251ZM119 254H117V255H119ZM38 255L40 256L41 254H38ZM56 255H59L58 257L54 258V259H56L55 261H57L56 264L63 263V260H61L62 255L60 256V253H58ZM195 255H196V252H195ZM234 255L237 256L236 257L237 260H235L236 258L232 259L234 257ZM25 256H26V254H25ZM36 256H37V254H36ZM42 256L43 255L40 256L41 259L39 257H33L32 256V257H29L30 259L27 261H31L32 258H35V260L33 259L34 261L37 260L36 258L42 260ZM44 256L46 257V253L44 254ZM48 256H50V254ZM115 256H114V258H116ZM155 256H156V254H155ZM166 256H167V258H169V255H166ZM200 257H202V256H200ZM207 257H210V259L207 260ZM50 258H51V256H50ZM119 258H120V256H119ZM189 258L191 261L188 262ZM17 259H16V262H17ZM54 259H53V262H54ZM40 260H37V261H40ZM46 260L49 261L48 259H46ZM106 260H108V258ZM118 260H122V259L120 258ZM202 260H203V257H202L201 261ZM163 261H160L159 264H161V262H163ZM26 262L24 260V264H28V262L27 263ZM42 262L45 263V261H42ZM166 262H167V260H166ZM168 263H166V264H168ZM181 263H183V261H181ZM30 264H32V263H30ZM33 264H35V263H33ZM39 264H42L41 261ZM47 264H50V263H47ZM52 264H54V263H52ZM116 264H119V263H116ZM189 264H191V263H189Z\"/></svg>",
  "mask_w": 264,
  "mask_h": 264
}]
</instances>
